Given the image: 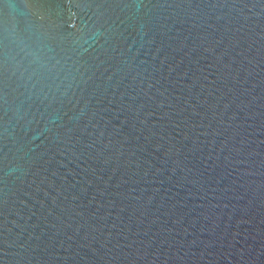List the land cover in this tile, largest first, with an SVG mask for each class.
<instances>
[{"label":"water","instance_id":"1","mask_svg":"<svg viewBox=\"0 0 264 264\" xmlns=\"http://www.w3.org/2000/svg\"><path fill=\"white\" fill-rule=\"evenodd\" d=\"M0 264H264V0H0Z\"/></svg>","mask_w":264,"mask_h":264}]
</instances>
